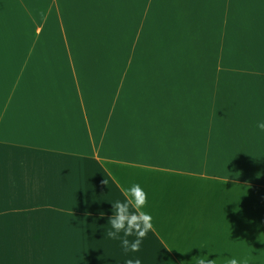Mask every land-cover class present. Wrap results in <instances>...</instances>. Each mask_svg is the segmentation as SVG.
Returning a JSON list of instances; mask_svg holds the SVG:
<instances>
[{
  "label": "crops",
  "instance_id": "obj_1",
  "mask_svg": "<svg viewBox=\"0 0 264 264\" xmlns=\"http://www.w3.org/2000/svg\"><path fill=\"white\" fill-rule=\"evenodd\" d=\"M262 121L264 0H0V264H264Z\"/></svg>",
  "mask_w": 264,
  "mask_h": 264
},
{
  "label": "clouds",
  "instance_id": "obj_2",
  "mask_svg": "<svg viewBox=\"0 0 264 264\" xmlns=\"http://www.w3.org/2000/svg\"><path fill=\"white\" fill-rule=\"evenodd\" d=\"M257 127L264 132V121L259 122ZM125 194L127 198L124 201L116 200L111 203L113 206L112 216L108 221L110 230L107 231V236L110 239L120 240L126 252H138L143 238L153 227L152 217L142 210L147 198L139 184L126 188ZM100 215L102 217L104 213L101 212ZM133 235L135 239L130 241L127 237ZM123 264H142V262L139 258H135L126 259ZM199 264H212V261H209L208 258L200 259ZM229 264H241V262L231 258ZM243 264H248V261H243Z\"/></svg>",
  "mask_w": 264,
  "mask_h": 264
}]
</instances>
